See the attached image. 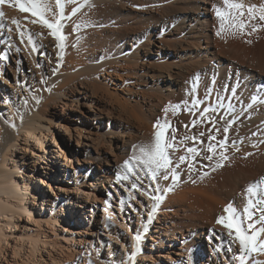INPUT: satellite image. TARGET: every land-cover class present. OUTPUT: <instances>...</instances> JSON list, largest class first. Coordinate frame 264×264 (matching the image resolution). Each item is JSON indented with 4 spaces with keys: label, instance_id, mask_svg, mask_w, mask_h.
Returning a JSON list of instances; mask_svg holds the SVG:
<instances>
[{
    "label": "bare ground",
    "instance_id": "1",
    "mask_svg": "<svg viewBox=\"0 0 264 264\" xmlns=\"http://www.w3.org/2000/svg\"><path fill=\"white\" fill-rule=\"evenodd\" d=\"M229 2L244 5L242 18L229 10L242 31L221 28L224 0L66 2L61 40L16 0L0 4V264H264V205L243 213L264 178V21L247 11L264 0ZM165 118L180 150L168 179L140 173L136 198L118 163ZM228 205L258 233L256 251L216 223ZM207 222L221 227L216 242Z\"/></svg>",
    "mask_w": 264,
    "mask_h": 264
},
{
    "label": "snow or ice",
    "instance_id": "2",
    "mask_svg": "<svg viewBox=\"0 0 264 264\" xmlns=\"http://www.w3.org/2000/svg\"><path fill=\"white\" fill-rule=\"evenodd\" d=\"M6 0H0V4L5 3ZM66 2H72L75 3L76 0H55V6H56V13L55 16L58 18L55 19L54 22L50 21L47 17V13L51 12V6L48 3V0H16L15 7L19 9L21 12H28L31 14V16L35 17L36 19L32 21V23L39 22L41 25L47 27L50 30V34L57 38L58 40L63 39V36L60 34L62 24L61 20H63L64 17V5ZM225 5V11L222 12L220 8L216 9V15L218 18L222 20L221 28L224 27L225 23L228 24L229 27L236 28L238 27L241 31L246 27L245 22L241 19L240 23L237 24L236 15L233 14L232 11H229L230 9H237L240 10L239 16L242 18L244 16L243 8L244 5L240 3H230L229 0H224ZM80 7L82 5H78L77 8H74L72 10V15H75L76 12L79 11ZM257 7L259 8V20L264 21V5L261 6H249L247 11L248 15L251 19H256L255 12L257 10ZM3 14L0 13V16ZM13 24H17L18 21L13 20ZM256 29L253 28V31ZM220 34L219 32L217 33ZM4 57H0V59H3ZM198 102L193 101V106H197ZM179 109L175 106H173L172 111L175 114ZM210 109L205 108L203 112L201 113V116L203 117L205 113H207ZM169 111V108H165L164 112L167 115V112ZM197 121H193V126H195ZM231 125V122H229V126ZM157 131L154 132L153 135V143L150 146H143V145H134V148H138L140 156L139 157H132L131 160L125 161L123 167L126 169H129V171H135L131 167L132 161H136L139 163L142 168L141 172L144 174H147L150 178H156L161 172L164 173L163 179H168V173L171 171L170 165L173 164L172 160V154L173 152H177L180 150V144L182 141H178L177 138L173 135L171 137L167 136V132L171 129L173 132H175V129L172 128L171 122L168 121L166 118L163 122L157 121L156 124L153 126ZM225 132H227V127L224 129ZM185 139H188L185 137ZM209 139H214V137H209ZM219 147L223 149L225 147V142L221 141L219 144ZM171 150V152L169 151ZM188 153H195L196 155H199L198 152H196L193 148H188L186 150ZM206 151L210 153L209 155L205 156L204 159L212 161L213 155L216 153V146L209 144ZM221 159H227L226 156L223 155V153L220 154ZM190 159L189 156L181 155L179 157L180 163H185ZM191 168V165H189ZM216 167H222L221 164L217 163ZM126 178V177H125ZM177 177L175 174L172 175V179L175 180ZM120 179V177H118ZM260 185H264V178H262L260 181L251 184L246 189V192L248 194V199L246 206L243 209L244 215L247 217L249 221L252 220V217L254 213L251 211L253 207H257L259 205H264V198H260L259 193L257 189ZM133 187H136V185H133ZM252 197H257L255 200L252 199ZM153 199H159L157 197H152ZM259 211L261 212V215L259 217L260 221H264V208H259ZM225 216L219 217L216 221L217 224L222 225L229 231V235H234V239L239 241L241 252H244L245 249L250 248L252 251L257 250V236L258 233H253L251 236L247 235L245 232V229L243 228V219L241 218L240 213L232 207V205H228L224 208ZM248 228H253V224H249ZM134 239L139 242L140 237L135 236ZM259 250L264 251V242L259 244ZM216 251H219L217 248ZM237 259L241 261V264H243V257L238 256Z\"/></svg>",
    "mask_w": 264,
    "mask_h": 264
},
{
    "label": "rangeland",
    "instance_id": "3",
    "mask_svg": "<svg viewBox=\"0 0 264 264\" xmlns=\"http://www.w3.org/2000/svg\"><path fill=\"white\" fill-rule=\"evenodd\" d=\"M137 82H138V85H141L144 83V78H141V77H138L137 79ZM123 119L121 121H116L118 123V125L120 126H124L122 127V129H124L125 127H127L128 125L126 124L127 122H125V119L124 117H122ZM158 120L154 119V123L156 124ZM160 122H163L161 119H160ZM130 124V123H129ZM131 126V124H130ZM129 127V126H128ZM131 128V127H130ZM172 128H174V126H172ZM133 130V128H132ZM125 132H128V134L130 133V136L134 139V133H132L131 131H129L128 129H125ZM134 132V131H133ZM173 131L170 129L168 132H167V136L168 137H171L173 136ZM138 139V140H137ZM134 142H137V145H144V146H148L149 142L146 138L144 137H140L138 136L136 138V141L134 140ZM145 142H148V143H145ZM75 144V142H73ZM105 149L109 148V145H106L104 146ZM138 149V148H137ZM134 157L133 155H129L128 156V159L131 160V158ZM125 161H120L118 163V170L116 172V176L117 177H120V182L122 183V185L129 191L132 192V194L138 198V194L141 193V191H145L144 187L141 185L142 183V180H141V176H140V173H141V168L142 166L137 163L136 161H132L131 163V167L133 169H135V171H129V169H126L123 167ZM126 177V178H125ZM133 185H136V187H133ZM121 192V189H117V191ZM183 213V212H181ZM208 223V224H207ZM206 223V227H205V231L207 232L208 230L211 231V235H210V238L213 242H216V238H219V232H221V227L218 225H214L216 223H210V222H207ZM212 225V226H211ZM211 226V227H210ZM220 228V229H219Z\"/></svg>",
    "mask_w": 264,
    "mask_h": 264
}]
</instances>
